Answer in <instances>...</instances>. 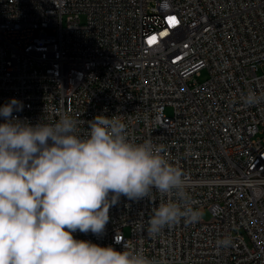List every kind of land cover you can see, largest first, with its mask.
Instances as JSON below:
<instances>
[{"label": "built area", "instance_id": "1", "mask_svg": "<svg viewBox=\"0 0 264 264\" xmlns=\"http://www.w3.org/2000/svg\"><path fill=\"white\" fill-rule=\"evenodd\" d=\"M249 90L264 94V0H0V106L22 102L13 116L33 125L70 114L82 133L119 117L131 141L165 146L210 213L148 238L137 225L169 198L122 195L102 235L76 239L167 264H264V103L243 104Z\"/></svg>", "mask_w": 264, "mask_h": 264}, {"label": "clouds", "instance_id": "2", "mask_svg": "<svg viewBox=\"0 0 264 264\" xmlns=\"http://www.w3.org/2000/svg\"><path fill=\"white\" fill-rule=\"evenodd\" d=\"M242 102L259 105L264 94L249 90ZM22 107L14 98L0 106V264H167L127 243L118 251L73 235H102L122 195L131 201L152 200L154 193L169 198L153 209L147 228L143 221L137 225L148 238L181 222L198 223L203 213L165 146L131 141L115 115H97L82 133L70 114L35 125L13 116ZM231 243L229 237L216 241L224 248Z\"/></svg>", "mask_w": 264, "mask_h": 264}, {"label": "rangeland", "instance_id": "3", "mask_svg": "<svg viewBox=\"0 0 264 264\" xmlns=\"http://www.w3.org/2000/svg\"><path fill=\"white\" fill-rule=\"evenodd\" d=\"M207 77H208L207 71L203 70V71H202V77L200 78V81H201V82H204V81L207 79ZM166 114H167V115H171V114H172L171 110L168 109V110L166 111ZM203 218H204L205 220H209V219H210V213H209V212H205V213L203 214Z\"/></svg>", "mask_w": 264, "mask_h": 264}, {"label": "snow or ice", "instance_id": "4", "mask_svg": "<svg viewBox=\"0 0 264 264\" xmlns=\"http://www.w3.org/2000/svg\"><path fill=\"white\" fill-rule=\"evenodd\" d=\"M175 22V18H170V23H174ZM153 40L155 39L154 37L152 38Z\"/></svg>", "mask_w": 264, "mask_h": 264}]
</instances>
